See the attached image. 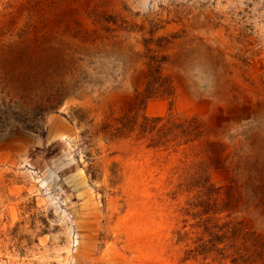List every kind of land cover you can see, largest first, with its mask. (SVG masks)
<instances>
[{"label": "rangeland", "instance_id": "374dc122", "mask_svg": "<svg viewBox=\"0 0 264 264\" xmlns=\"http://www.w3.org/2000/svg\"><path fill=\"white\" fill-rule=\"evenodd\" d=\"M224 224L264 264V0H0V264H240Z\"/></svg>", "mask_w": 264, "mask_h": 264}, {"label": "trees", "instance_id": "16d2710c", "mask_svg": "<svg viewBox=\"0 0 264 264\" xmlns=\"http://www.w3.org/2000/svg\"><path fill=\"white\" fill-rule=\"evenodd\" d=\"M226 224L216 227L217 229L212 230L210 228H206L205 233L207 234L206 240H201V242L194 249V254L196 255H205L206 253L217 251L220 255H224L225 249H231L233 252L230 254L233 262L245 263L247 259H245L244 254L242 253L241 248L236 246L235 241L237 236L239 235V230L235 227L231 228V230H225ZM224 244V247L218 248V245ZM246 248H243V250ZM227 256V255H226Z\"/></svg>", "mask_w": 264, "mask_h": 264}, {"label": "bare ground", "instance_id": "6f19581e", "mask_svg": "<svg viewBox=\"0 0 264 264\" xmlns=\"http://www.w3.org/2000/svg\"><path fill=\"white\" fill-rule=\"evenodd\" d=\"M224 76V75H223Z\"/></svg>", "mask_w": 264, "mask_h": 264}]
</instances>
